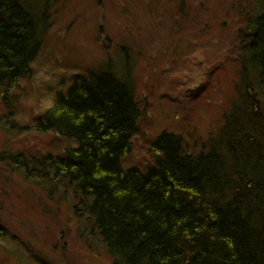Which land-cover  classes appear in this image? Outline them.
<instances>
[{
    "label": "trees",
    "instance_id": "16d2710c",
    "mask_svg": "<svg viewBox=\"0 0 264 264\" xmlns=\"http://www.w3.org/2000/svg\"><path fill=\"white\" fill-rule=\"evenodd\" d=\"M258 3L262 8L244 14L239 30L230 106L207 139L192 146L165 129L152 142V163L125 167L143 112L130 60L121 54L119 63L128 64L120 72L107 64L75 74L38 117L36 131L67 145L61 154H34L14 165L48 197L71 202L85 241L101 243L112 264H264V0ZM36 5L0 0L6 103L32 77L49 29L48 8ZM5 156L0 165L12 163Z\"/></svg>",
    "mask_w": 264,
    "mask_h": 264
},
{
    "label": "rangeland",
    "instance_id": "374dc122",
    "mask_svg": "<svg viewBox=\"0 0 264 264\" xmlns=\"http://www.w3.org/2000/svg\"><path fill=\"white\" fill-rule=\"evenodd\" d=\"M260 6L258 0H37L36 8H48L49 29L32 77L10 91L9 103L0 91V156L12 159L0 165V264H112L101 243L85 241L71 202L48 197L13 163L66 147L35 129L59 89L107 64L120 72L128 64L119 63L120 54L127 56L143 117L124 164L144 168L163 130L193 146L217 129L234 94L244 14Z\"/></svg>",
    "mask_w": 264,
    "mask_h": 264
}]
</instances>
